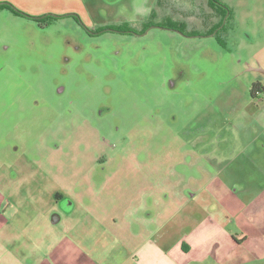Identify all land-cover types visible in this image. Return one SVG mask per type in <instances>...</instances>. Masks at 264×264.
I'll list each match as a JSON object with an SVG mask.
<instances>
[{
    "label": "rangeland",
    "instance_id": "374dc122",
    "mask_svg": "<svg viewBox=\"0 0 264 264\" xmlns=\"http://www.w3.org/2000/svg\"><path fill=\"white\" fill-rule=\"evenodd\" d=\"M221 1L224 28L193 37L155 27L90 36L68 15L87 28L171 21L202 34L217 20L204 0H0L62 16L39 27L0 8V178H11L0 204L37 211L25 214L33 221L67 188L157 190L161 177L182 194L180 164L196 153L220 154L242 176L233 175L257 180L243 151L264 159V113L258 120L249 108L255 82L264 101L254 70L264 69V0Z\"/></svg>",
    "mask_w": 264,
    "mask_h": 264
},
{
    "label": "crops",
    "instance_id": "0c3cea01",
    "mask_svg": "<svg viewBox=\"0 0 264 264\" xmlns=\"http://www.w3.org/2000/svg\"><path fill=\"white\" fill-rule=\"evenodd\" d=\"M255 112L259 120L264 108ZM244 153L257 180L228 169L220 154L196 153L180 164L182 194L161 177L157 190L67 188L33 221L25 214L37 211L0 204V264H264V159ZM10 179L0 178V196Z\"/></svg>",
    "mask_w": 264,
    "mask_h": 264
},
{
    "label": "flooded vegetation",
    "instance_id": "af4514ba",
    "mask_svg": "<svg viewBox=\"0 0 264 264\" xmlns=\"http://www.w3.org/2000/svg\"><path fill=\"white\" fill-rule=\"evenodd\" d=\"M206 1V4L209 6V8L212 10L213 13V18H216V22L211 25L208 30L205 33L199 34L196 31H186V25L184 23H179V25H176V23H173L171 21H167L166 24L160 25V26H150L146 25L145 27L142 28V30L140 32H137L135 30H132L131 28H116L113 26H98L96 28H87L82 20L75 14H70L68 16L72 17L79 25H81L86 33L90 36H95V35H99L101 33L104 32H117V33H123V34H133V35H144L146 34L150 28H161V29H166L169 31H175L181 35H186V36H209V37H213V36H217V34L224 28L225 23L227 21L228 18V14H229V8L228 6L223 3L221 0H204ZM212 4L211 5V2ZM6 4L9 8H5L9 11H11L12 13L16 14V15H20L22 17H26V18H30L33 19L39 27H43V26H48L52 21L62 17V16H58V15H54V14H46L43 16H39V17H32V16H28L24 13L19 12L17 9H15L12 5L8 4L7 2H0V4ZM180 26H184V30L182 31L180 29ZM220 41V40H219ZM256 71V70H255ZM263 90V86L259 83V82H255L252 84L251 88H250V97H251V102L249 103V108H253L255 111H261L264 108V101L263 103H256V99H260L262 98V96L259 95V92ZM264 99V98H263Z\"/></svg>",
    "mask_w": 264,
    "mask_h": 264
},
{
    "label": "trees",
    "instance_id": "16d2710c",
    "mask_svg": "<svg viewBox=\"0 0 264 264\" xmlns=\"http://www.w3.org/2000/svg\"><path fill=\"white\" fill-rule=\"evenodd\" d=\"M211 2V5H213L212 4V1H210ZM0 8H9L6 4H4V3H2V4H0ZM118 28H127V26H125V25H122V26H119ZM180 29L183 31L184 30V26H180Z\"/></svg>",
    "mask_w": 264,
    "mask_h": 264
},
{
    "label": "water",
    "instance_id": "95a60500",
    "mask_svg": "<svg viewBox=\"0 0 264 264\" xmlns=\"http://www.w3.org/2000/svg\"><path fill=\"white\" fill-rule=\"evenodd\" d=\"M254 70H256V71L261 72V73L264 74V69H262V68H256V69H254Z\"/></svg>",
    "mask_w": 264,
    "mask_h": 264
}]
</instances>
